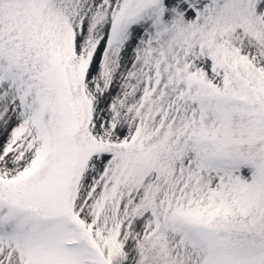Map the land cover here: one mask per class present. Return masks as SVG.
Returning a JSON list of instances; mask_svg holds the SVG:
<instances>
[{"label":"snow or ice","instance_id":"snow-or-ice-1","mask_svg":"<svg viewBox=\"0 0 264 264\" xmlns=\"http://www.w3.org/2000/svg\"><path fill=\"white\" fill-rule=\"evenodd\" d=\"M0 264H264V0H0Z\"/></svg>","mask_w":264,"mask_h":264}]
</instances>
